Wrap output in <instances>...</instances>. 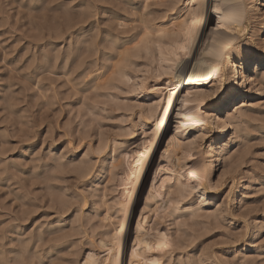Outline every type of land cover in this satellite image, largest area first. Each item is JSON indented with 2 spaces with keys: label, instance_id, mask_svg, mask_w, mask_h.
<instances>
[{
  "label": "rangeland",
  "instance_id": "374dc122",
  "mask_svg": "<svg viewBox=\"0 0 264 264\" xmlns=\"http://www.w3.org/2000/svg\"><path fill=\"white\" fill-rule=\"evenodd\" d=\"M169 2L0 0V264H82L123 220L120 264H129L152 180L157 176L159 182L157 173L169 161L163 156L174 117L170 131L154 143L155 153L146 161L127 211H116L119 178L126 170L123 154L152 138L153 124L143 119V109L156 99L151 90L160 83L147 74L146 90L140 94L130 88L132 82L121 81L127 78L120 68L132 80L140 74L146 56L143 51L144 60L138 59L135 48L146 32L144 22L170 21L172 13L165 12ZM255 11L248 32L255 27L259 34L263 20ZM252 73L258 89L248 84L239 103L234 101L224 115L241 120L236 126L242 132H234L223 144L228 151L233 140L237 148L208 164L213 198L202 203L201 196L193 194L182 200L176 213L160 202V215L165 213L158 225L147 214L149 225L157 229L153 233L169 234L167 248L157 251L162 264H264V81L259 80L264 68ZM209 132L195 157H202L209 137L216 134Z\"/></svg>",
  "mask_w": 264,
  "mask_h": 264
},
{
  "label": "bare ground",
  "instance_id": "6f19581e",
  "mask_svg": "<svg viewBox=\"0 0 264 264\" xmlns=\"http://www.w3.org/2000/svg\"><path fill=\"white\" fill-rule=\"evenodd\" d=\"M181 1L182 0H170L169 5L166 7V14L167 12L172 13V19L170 21H166L165 23L160 22V24L153 22V25H151L149 21L148 23L150 24L146 26V19L150 18L147 17L148 15L146 16L147 18L144 22L146 32L144 33V31H142L144 33L143 37L139 39V44L137 43L138 45L135 48V55L138 59H141V57L143 59L144 55L146 56V62H144V64L142 62L140 63L142 67L139 65L140 68L138 71L140 74L138 73L139 75L135 76L132 80L128 74H125L124 68H120V73L125 80L127 78L126 81H124V79H121V81L123 80V82L127 84L132 82L130 88L133 91L140 92V94L146 90V80L149 79L146 77L147 74L148 77L149 75L155 77L160 83L151 90L153 97L155 96L156 99L154 101L150 100L151 103L148 105L146 104L147 106L143 109L145 113L143 119H145L148 124H151V122L153 124L152 138L150 137V140L148 138L149 141H147L143 147L141 146L142 148L128 150L123 154L122 158L126 165V170L123 171L124 173L119 178V186L122 188V191L120 193L121 197L116 201L119 209L116 211H121L122 213L127 211L128 205L130 201H132L133 192L137 188L138 181L142 176L146 161L150 156L152 159L155 153V149L153 150L154 143L157 139H159V142L160 139L170 131L168 129L169 122L172 116L174 117L173 133L168 138L167 147L164 148L165 152L163 156V158H168L169 161L165 166L160 167V172L157 173L159 182H156V176L155 179L152 180L153 183L149 191L147 190L148 193L143 209L145 212L142 213L140 217L138 216L139 219L135 229L136 236L131 251L129 252V264H162V257L159 255V251L162 253V250L169 245V234L163 231H156V234L153 233L154 230L157 229L149 225V217L147 215L150 212L152 217H154V224L158 225L161 215L163 216L165 213L160 215V210L164 207L160 202H164L165 206L169 204L171 207L170 211H172L171 213H176L181 210L179 205H181L180 203L182 200H187L193 194H199L202 198V203L209 198H213L214 194L212 192L214 186L211 184L212 171L208 164L210 163V165H212L211 163H213L214 165L218 163L224 155L227 156L234 153V149L237 148L236 141L232 140L228 144V151H226V147H224L223 144L234 132L240 133L243 130L238 124V126H236L237 121L241 120L236 121V117H234V115L231 117L229 113L227 114L230 116L226 118L224 117L225 112L230 109L234 101H236L237 104L239 103L240 95L247 92L248 84L254 89H258L256 88V79L252 72L255 71V73H260V70L264 68L263 0H253V2L249 3L247 0H188L185 6H182L183 8L178 9L177 7L179 6L177 5H179ZM208 6L209 11L207 9ZM255 10H257L260 19L263 20V26L259 34L256 32L257 30H254L255 27H252L250 33L248 32L249 25L247 22L251 25L253 24L251 19H253L254 15L256 16V14H254L256 12ZM81 15L79 14V17H81ZM87 15L88 17L86 16L84 19L85 23L88 22L87 18L90 17L89 14ZM153 16H155V14ZM156 18L151 20L153 21ZM117 21L119 22V20ZM123 25L124 23L122 26ZM210 25L211 28L209 29ZM75 27H77V25ZM247 34L248 38L246 40L245 35ZM136 42L138 41L136 40ZM259 45H262V47L259 48ZM180 48L185 50L180 51ZM143 51L145 52L144 55L142 54ZM251 51H253V55H250ZM177 56L179 59H177ZM123 58H125V56ZM122 60L124 61V59ZM108 63L110 64L109 61ZM100 78L102 77L100 76ZM260 79L264 81V75L262 78L260 77L259 80ZM228 101L231 102L230 105H228ZM226 103L228 104L226 105ZM224 105L227 106L224 111L220 112L219 110V113L214 112V109H220ZM239 112L237 113L239 114ZM210 130L216 134L209 137V143L207 142L208 144L205 147L206 151L202 153V157H195L197 154L195 151L207 138ZM221 139L224 140L220 143L219 141ZM181 141L183 143L185 142L186 145L183 146L180 143ZM178 150L182 152H179L182 154L181 158L177 154ZM171 153L172 156L170 155ZM163 170L165 173L161 175ZM194 176L196 177L195 179L193 178ZM240 182V185H242L245 179H241ZM220 213L223 212L220 211ZM215 214H219V212H215ZM152 220L150 222H152ZM125 226V220H123L120 223L119 230L116 229V232L110 236L108 241L102 240L99 250H97V248L94 250L91 249L82 264H120ZM157 251L159 253H157Z\"/></svg>",
  "mask_w": 264,
  "mask_h": 264
},
{
  "label": "snow or ice",
  "instance_id": "6c2138e0",
  "mask_svg": "<svg viewBox=\"0 0 264 264\" xmlns=\"http://www.w3.org/2000/svg\"><path fill=\"white\" fill-rule=\"evenodd\" d=\"M180 51H184L185 49H183V48H180L179 49ZM177 59H179V57L177 56ZM194 179L196 178L195 176L193 177Z\"/></svg>",
  "mask_w": 264,
  "mask_h": 264
}]
</instances>
